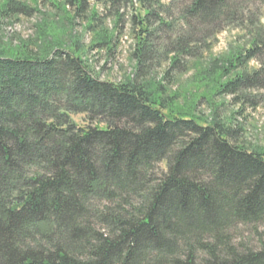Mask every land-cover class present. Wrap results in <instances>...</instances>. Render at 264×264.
Instances as JSON below:
<instances>
[{
  "label": "trees",
  "instance_id": "trees-1",
  "mask_svg": "<svg viewBox=\"0 0 264 264\" xmlns=\"http://www.w3.org/2000/svg\"><path fill=\"white\" fill-rule=\"evenodd\" d=\"M170 1H60L91 34L85 50L78 36L0 35V264H264V245L233 240L239 226L264 225V152L235 141L241 126L170 111L166 91L236 25L246 45L196 74L239 109L264 101L250 92L264 91V0H190L168 21ZM36 12L0 0V32ZM126 22L133 78L102 80L85 52L114 54ZM176 24L188 30L161 35Z\"/></svg>",
  "mask_w": 264,
  "mask_h": 264
},
{
  "label": "rangeland",
  "instance_id": "rangeland-1",
  "mask_svg": "<svg viewBox=\"0 0 264 264\" xmlns=\"http://www.w3.org/2000/svg\"><path fill=\"white\" fill-rule=\"evenodd\" d=\"M27 1L35 6L37 12L30 17L19 16L9 22L4 20L0 32L3 41L15 45L21 40L39 37L37 35L44 30L50 35L52 42L72 44L75 39L74 36H78L81 38L80 42L84 45V50L86 46L91 44V34L85 31L84 24L79 20L71 21L69 19L70 12L68 13L67 8L58 6L62 0ZM90 2L92 3L93 0ZM162 2L171 1L162 0ZM189 2L190 0H172L168 21H175L179 9ZM260 13L261 22L264 24V8ZM106 24L108 27L112 26L109 17ZM181 29L188 30L183 24H176L175 30L161 32V35L174 39ZM133 35L129 23L126 22L118 36V45L114 54L108 55L105 51L98 49L85 52L84 57L87 59L90 68L100 79L118 82L133 78L135 61L130 56L135 43ZM248 38L245 28L236 25L223 28L216 35L207 57L199 63L191 65L183 73L176 75L174 80L167 85L166 91L172 97V100L168 102V108L175 113L197 116L203 123H207L216 117L226 124L241 126L242 130H238L235 141L249 149L264 152V101L259 104L244 105L239 109L238 105L232 103V96L220 95L216 92L214 81H200L199 74H196L200 68L207 65L211 58L241 49L246 45ZM43 40L40 38V42ZM166 65L167 63H162L160 68H155L151 71L150 76L145 78L148 80L151 89L157 88V83L160 81ZM251 65L254 66L255 63ZM250 92L257 98L259 94L264 93V91ZM72 117L78 124H83L82 115H73ZM100 126L103 125L100 124ZM159 168L165 169V163L162 162ZM233 240L236 244L246 245L254 249L259 248L264 245V225H257L256 227L239 226L233 230Z\"/></svg>",
  "mask_w": 264,
  "mask_h": 264
}]
</instances>
